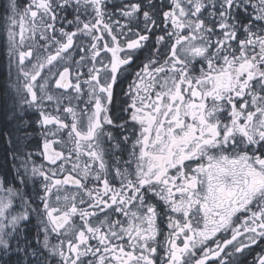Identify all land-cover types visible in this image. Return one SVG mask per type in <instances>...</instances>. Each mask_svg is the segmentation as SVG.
<instances>
[{"label": "snow or ice", "instance_id": "obj_1", "mask_svg": "<svg viewBox=\"0 0 264 264\" xmlns=\"http://www.w3.org/2000/svg\"><path fill=\"white\" fill-rule=\"evenodd\" d=\"M4 11L0 264H264V0Z\"/></svg>", "mask_w": 264, "mask_h": 264}, {"label": "flooded vegetation", "instance_id": "obj_2", "mask_svg": "<svg viewBox=\"0 0 264 264\" xmlns=\"http://www.w3.org/2000/svg\"><path fill=\"white\" fill-rule=\"evenodd\" d=\"M5 1L7 2V0H5ZM4 7L0 6V44H2L3 40H4L3 24H4V17L6 15V13L4 11ZM249 259H251V258H249Z\"/></svg>", "mask_w": 264, "mask_h": 264}, {"label": "trees", "instance_id": "obj_3", "mask_svg": "<svg viewBox=\"0 0 264 264\" xmlns=\"http://www.w3.org/2000/svg\"><path fill=\"white\" fill-rule=\"evenodd\" d=\"M5 5H6V1L5 0H0V6L4 7ZM35 139L38 140L39 138L36 137Z\"/></svg>", "mask_w": 264, "mask_h": 264}]
</instances>
